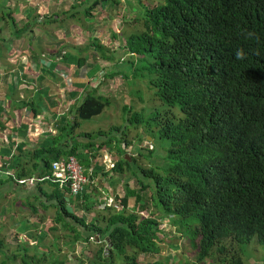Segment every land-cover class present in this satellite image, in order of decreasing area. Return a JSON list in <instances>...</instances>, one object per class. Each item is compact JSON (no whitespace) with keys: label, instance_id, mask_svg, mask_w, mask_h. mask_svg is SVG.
<instances>
[{"label":"trees","instance_id":"16d2710c","mask_svg":"<svg viewBox=\"0 0 264 264\" xmlns=\"http://www.w3.org/2000/svg\"><path fill=\"white\" fill-rule=\"evenodd\" d=\"M20 1L0 0V31L8 24L18 40L39 20L30 19V9L22 8ZM102 1L88 2L85 15L91 14ZM13 2H17L15 8ZM78 2L71 15L63 10L49 15L45 22H63L74 17ZM147 2L145 16L136 22L143 29L137 28L126 39L124 47L129 48L131 57L127 60L132 62V67L146 62V67L152 69L154 75L148 86L154 90L151 98L159 104L149 111L148 127L143 126V111H134L127 104L123 110L129 124L143 128L139 142L150 134L164 142L162 156L154 161L153 157L146 158L153 163L148 167L139 164L134 156L131 160L125 158L126 146L133 143L128 134L119 139L123 141L118 140L114 131L119 126L108 131L101 128L75 134L77 128L81 129V120L100 115L113 104L112 98L99 93L94 82L91 86L82 77V83L71 78L66 80L68 85L77 83L83 89L70 90L65 102L68 104L72 98L76 101L60 110L64 102L59 87L43 76V81L25 85L38 94L31 93L29 98L21 99L20 107L31 114L32 120L42 114L50 124L40 127L39 134L33 135L32 130L29 133L30 125L23 124L24 119L16 121L25 136L11 158L3 160L8 165L0 169V175L14 171L6 179L0 177V186L16 183L19 188L21 184L36 183V192L28 195L35 197L44 209L55 208V222L74 232L69 244L71 249L80 240L87 243L93 238L103 242L93 264H142L139 260L142 255L145 264H175L169 259L153 261L155 254L162 250L160 233L167 225L179 226V230L189 233L197 249L196 259L179 264H205L218 252L226 255L211 264H246L243 246L255 237L264 243V0H162L153 5ZM18 6L30 19L23 27H17L14 15ZM63 13L66 17L60 19ZM91 49L101 52L105 60L116 58L107 53L109 48L98 37L80 47L81 52ZM77 60L82 67H87L86 74L89 63L82 56ZM122 62L117 64L112 76L120 73L129 81L131 77L126 72L129 67ZM49 70L52 71L45 72L60 78L59 69ZM73 73L79 76L78 72ZM70 74L71 71L67 76ZM9 77V73L4 75L6 81ZM17 82L21 88L23 81ZM5 108L0 106L2 119L15 121L19 107L11 104ZM0 126L3 128L5 122L0 121ZM66 130L69 135L65 134ZM29 139L35 146L28 145ZM139 142L135 143V149H142ZM150 144L153 145L151 141ZM144 148L151 152L154 145L152 149ZM105 155H113L115 165L109 167L103 161ZM70 158L79 161L86 176L77 194L71 192V180L69 187H62L53 176L54 162ZM127 172L131 176L127 182L124 179V197L117 196L112 205L99 199L102 189L109 190L110 194L114 192L117 174L124 178ZM133 179L139 188L130 185ZM44 184L48 185L47 189ZM26 199L31 212L41 210L30 198ZM102 206L103 209L95 211ZM76 209L91 217L85 213L78 215ZM144 210L149 214L144 215ZM17 215L23 222L22 216ZM29 223L27 220L23 225ZM49 229L60 227L54 224ZM22 230L19 237L26 232ZM224 240L235 242L237 249L231 252L222 244ZM107 243H112L109 253ZM30 249L27 244H19L9 253L0 232V264L67 262V250L61 257L50 259L49 253H32ZM44 250L50 251V248Z\"/></svg>","mask_w":264,"mask_h":264},{"label":"rangeland","instance_id":"374dc122","mask_svg":"<svg viewBox=\"0 0 264 264\" xmlns=\"http://www.w3.org/2000/svg\"><path fill=\"white\" fill-rule=\"evenodd\" d=\"M71 1L73 2V0ZM146 1L147 0H103L92 10L93 12L91 14L85 15L87 13L85 8L89 5L88 2H91V0H81L74 17L65 18V13L60 16V19L65 18L63 22H45V20L51 16H43L41 13L35 12L34 14V12H32L30 19H37L39 16H42L40 17L42 21L37 20L34 25L31 24L33 25L31 31L33 32L24 33L19 40L10 26L4 24L0 31V48H3L2 52L0 51V106L9 108L12 104L19 107V111L15 117V121L9 122L6 117L2 119L1 116L0 121H4L5 126H7L8 123V125L12 127L17 120L22 122L24 119L23 124H29L30 130L34 132V120L30 118L31 114L29 112L20 107L22 103L20 100L29 98L31 93L34 95L38 93L36 90H28L25 85H35L37 81H43V76H46L49 80L54 82V84L58 85V91L62 94V98L64 99L69 94V88L72 87L67 84L66 80H71V78H73L76 81H81L82 77L83 81L88 80V85L92 86L94 82L99 89L98 92L111 97L113 104L91 120H81V129L77 128L75 134H78L79 131H99L101 128L104 131H108L113 126H119V130L114 131L118 140L121 139L123 135L128 134V139L133 143L126 146L127 154L125 155L130 157V160L132 156L136 157L138 163L144 167L151 166L153 163L146 158L153 157L152 161H154V159L158 160V157L163 154L162 149L164 142H160L158 138H154L151 134L147 137L144 136L143 140L139 142V135L143 128H135L129 124L126 119L127 114L123 110V105L127 104L129 107H132L134 111H143V126L148 127L146 121L150 115L149 111L159 104L158 100H153L151 98V94L154 91L149 87L151 76L154 75L152 69L146 67V62H141V64L138 63L135 68L132 67V62L127 60L131 57L129 48L124 47L126 39L131 34L135 33L134 31L137 28L139 30L143 29L142 25L136 22L141 21L145 16L147 11V6L145 5ZM161 1L162 0H148L147 5H153ZM16 5L17 2H13V8H15ZM70 5L71 3L69 6ZM25 9H27V5ZM104 9L108 13H115L114 15L112 14V17H104L103 20V15H106L103 13ZM71 12L73 13V10H71ZM30 19L26 16H17V27H23L25 25L24 23ZM20 21L21 25H19ZM93 37H98L100 43H103L109 48L110 52L107 53L116 55V58L113 60H105L101 52L92 49L81 52L80 47L88 45L93 40ZM2 39H6L5 44L2 43ZM4 45L5 47H3ZM9 45H11L10 48ZM64 54L70 56L63 58L65 57ZM80 56L84 57L86 62L89 63L90 68L87 70L86 74L85 70L87 67H82V64L77 60ZM125 60H127V62H124ZM120 61H123L125 65L129 67L128 71H126L131 77L129 81L120 73H116L112 76V73L117 71V64L120 63ZM49 68L59 69L57 71L60 78L56 79L50 72H45L46 70L52 71L49 70ZM70 71L71 74L67 76ZM74 71L78 72L79 76H75V73H73ZM8 73L10 77L6 81L4 75ZM25 74L27 75L26 77H24ZM89 77L91 78L88 79ZM19 79L23 81V86L21 88H19V83L17 82ZM63 86L67 87L62 88ZM69 106V103L67 104V102H64L60 110L67 109ZM69 111L70 110H68V112ZM0 131L4 130L0 129ZM53 131L58 134L57 129L54 128ZM65 134L69 135V130H66ZM59 140L60 138H57L56 142L59 143ZM150 141L154 145V150L151 152L149 149L144 148L147 146L148 148H153ZM136 142H139L142 149H135ZM122 146H124V144H122ZM30 150H32V148H30ZM30 150L27 151L32 154ZM104 160L107 161L109 166L115 165V162L106 155L104 156ZM155 163L159 162L156 161ZM13 171L14 170H12L11 173ZM120 176V174H117L118 184L116 189L113 187L114 192L110 194L109 190L102 189L99 199L112 205L115 203L117 196H125V180L127 182L131 174L127 172L124 178L123 176L120 178ZM129 183L135 188H139V185L136 184V180L133 179V182L130 180ZM14 185L15 184H6L0 186V232L1 237L5 240L6 248H8L9 253L17 249L19 244H27L31 246L30 251L32 253L47 252L49 253L50 259L56 256L61 257V255L66 254L65 252L67 250L68 258L66 264H93L95 262V256H97L98 250L104 246L102 241L92 238L89 242L83 243L82 240H80L74 245L75 249H71L69 244H72L74 232L70 231V229H65L61 223L55 222V208L50 206L44 209L42 204L39 203L35 197H31V194L28 195L29 193L36 192L37 184H28L24 186L21 184L19 188L18 185ZM43 186L46 189L48 187V185L45 184ZM26 198H30L35 204L39 205L41 210L38 213L31 212V209L26 205ZM21 202L25 204L23 205ZM95 209V211H99L103 209V206L102 208L98 207ZM150 209H154V207H150ZM103 212L105 213L106 211L103 210ZM76 213L80 216L85 213L91 217L90 214L79 209H76ZM142 213L148 215L149 211L144 210ZM17 214L22 216L23 222L30 220V223L28 225H23V222H20V217ZM54 224L58 225L60 229L50 230L49 227ZM164 229L165 231L160 233V240L162 239L160 247L162 250L160 253L155 254L153 261L156 259H169L170 263L179 264V262L197 258V249L191 246L189 233H184L179 230V226L175 225H167ZM21 230L26 232L21 233L19 237L18 233ZM222 244L227 245L231 252L238 247L237 244L231 240H224ZM106 245V248L110 249V247H112L108 245V243ZM45 247H49L50 251L44 250ZM58 247L62 248L63 250H61L64 253L60 251ZM109 249H107V253H109ZM50 253H53V255L50 256ZM225 255L226 254L223 252H218L217 254L213 253L205 264L219 262L220 257H224ZM2 256L4 257V255ZM242 257L246 264H264V243H260L257 237H255L250 243L243 246ZM144 258V255L140 256L139 260L142 264H145V262H143Z\"/></svg>","mask_w":264,"mask_h":264},{"label":"crops","instance_id":"0c3cea01","mask_svg":"<svg viewBox=\"0 0 264 264\" xmlns=\"http://www.w3.org/2000/svg\"><path fill=\"white\" fill-rule=\"evenodd\" d=\"M78 1H79L78 3H81V0H78ZM20 2L21 3H19V4L21 5V7L23 8L27 5V8L30 9L31 13L34 12V14H35V12H38V13H41L43 16H49V15L55 14L56 12L60 13L63 10L67 11L68 15H71L72 14L71 10H76V9H73V7H74V5H76L77 0H73V2L71 0H68V1L67 0H30V1L21 0ZM70 3H71V5L69 6ZM22 8L19 9V6H18V9L14 13V15L16 17L17 16H22V17L25 16ZM103 13L106 14V15H103V20H104V17L105 18L112 17L115 12H113V13L109 12L108 13L104 9ZM40 17H42V16L38 17V19H39L38 21H42V19L40 20ZM78 82L82 83V80L78 81ZM76 89L82 90L83 86L82 85L79 86L76 83V85H73L72 88L69 90H76ZM70 95H72L71 92H70ZM66 99H68V98L65 97L64 99H62L63 102H65ZM74 101H76V98H72L71 100L68 101V103L73 104ZM35 120H36V122H35ZM35 120H34L35 131H34L33 135L39 134L38 130L40 129V127H42L46 124H50V121L47 118H45L44 115H42V114L39 115L38 119H35ZM9 122H11V121H9ZM0 129L4 130V131H0V160H1L0 169H2L6 165H8V164L4 163L3 160L7 161L8 159L11 158L12 153L18 150L19 144L21 143V141L23 140V138L25 136V132L22 128H20V125L17 123H15L14 126L12 125V127H10L7 123V126H5L3 128H1V126H0ZM28 129H29V133H31L30 128H28ZM27 142H28V145H30V146L35 144V142H33V140H30V139ZM111 156L114 157L113 155H111ZM12 170L8 171V173L5 175L1 174L0 177L2 179H6ZM96 180L97 181H95V182H98V178H96ZM108 180L105 182L106 184L109 183ZM14 184H15L14 186L17 185L16 183H14ZM29 184H31V183H29ZM3 185H6V184H3Z\"/></svg>","mask_w":264,"mask_h":264},{"label":"built area","instance_id":"2783aa9c","mask_svg":"<svg viewBox=\"0 0 264 264\" xmlns=\"http://www.w3.org/2000/svg\"><path fill=\"white\" fill-rule=\"evenodd\" d=\"M53 166L54 179L59 181L61 186L69 187V180H71L70 187L72 193L77 194L82 190L83 184L86 182V176L83 174L79 161L75 158L60 159L55 161Z\"/></svg>","mask_w":264,"mask_h":264},{"label":"clouds","instance_id":"9594fccd","mask_svg":"<svg viewBox=\"0 0 264 264\" xmlns=\"http://www.w3.org/2000/svg\"><path fill=\"white\" fill-rule=\"evenodd\" d=\"M78 9V8H77ZM237 55L239 56V55H241V53L240 52H238L237 53ZM108 158H110L111 160H114V157H112L111 155H106ZM126 158V157H125ZM103 161L109 166V164L107 163V161H105L104 160V158H103ZM114 162V161H113ZM110 167V166H109ZM221 167V166H220ZM212 174H213V172H212ZM63 187V186H62ZM207 200V199H206ZM191 243V242H190ZM191 246L193 247V244L191 243Z\"/></svg>","mask_w":264,"mask_h":264},{"label":"water","instance_id":"95a60500","mask_svg":"<svg viewBox=\"0 0 264 264\" xmlns=\"http://www.w3.org/2000/svg\"><path fill=\"white\" fill-rule=\"evenodd\" d=\"M126 158L130 159V157L126 156ZM110 246H112V243L109 244ZM109 249V248H108Z\"/></svg>","mask_w":264,"mask_h":264}]
</instances>
